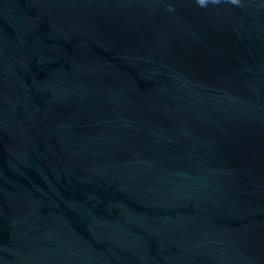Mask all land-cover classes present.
Segmentation results:
<instances>
[{
	"label": "water",
	"instance_id": "95a60500",
	"mask_svg": "<svg viewBox=\"0 0 264 264\" xmlns=\"http://www.w3.org/2000/svg\"><path fill=\"white\" fill-rule=\"evenodd\" d=\"M0 264H264V0H0Z\"/></svg>",
	"mask_w": 264,
	"mask_h": 264
},
{
	"label": "snow or ice",
	"instance_id": "6c2138e0",
	"mask_svg": "<svg viewBox=\"0 0 264 264\" xmlns=\"http://www.w3.org/2000/svg\"><path fill=\"white\" fill-rule=\"evenodd\" d=\"M202 2H203V0H202Z\"/></svg>",
	"mask_w": 264,
	"mask_h": 264
}]
</instances>
